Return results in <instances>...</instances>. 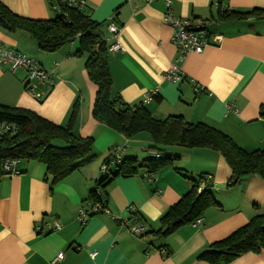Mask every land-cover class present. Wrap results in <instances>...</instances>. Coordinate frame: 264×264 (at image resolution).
Returning <instances> with one entry per match:
<instances>
[{
	"label": "crops",
	"instance_id": "1",
	"mask_svg": "<svg viewBox=\"0 0 264 264\" xmlns=\"http://www.w3.org/2000/svg\"><path fill=\"white\" fill-rule=\"evenodd\" d=\"M0 2L12 13L31 20H49L56 15L47 0ZM84 2L82 11L102 24L103 38L108 36L109 18L118 28L116 38L123 50L108 52L112 96L132 106L155 92L153 100L144 104L155 120L181 116L187 123H203L222 132L245 151H264V23L215 20L218 9H264V0H171L175 17L194 25L204 23L210 37L221 38L180 62H176L177 52L170 41L172 30L162 22L163 2ZM0 46L54 71L51 87L39 86L42 99L38 100L25 89L23 70L11 73L1 67L0 105L31 111L63 127L72 104L79 99L73 134L92 138L96 156L94 162L52 187L44 165L34 161L19 160L13 166L17 174L0 175V264H47L60 252L63 260L58 264H206L197 256L210 244L226 238L255 215H264V180L248 176L227 187L231 170L217 152L181 147L149 152L153 143L148 133L125 138L97 123L92 117L96 87L86 75L84 59L74 56L77 41L44 54L29 36L0 30ZM175 63L183 78L170 83L165 74ZM115 147L120 162L167 156L175 158L174 167L182 174L209 176L219 207L206 210L199 226L185 225L166 238L150 234L189 186L170 167L149 178L141 170L134 177L114 179L106 188L107 213L89 216L82 226L78 212L82 207L88 209L89 192L104 175L101 167ZM109 172L114 170L109 167ZM129 209L140 216L138 222L144 230L139 236L130 232L135 222L128 221ZM91 252H96L93 260ZM230 264H264V250Z\"/></svg>",
	"mask_w": 264,
	"mask_h": 264
},
{
	"label": "trees",
	"instance_id": "2",
	"mask_svg": "<svg viewBox=\"0 0 264 264\" xmlns=\"http://www.w3.org/2000/svg\"><path fill=\"white\" fill-rule=\"evenodd\" d=\"M55 17L49 20H31L12 13L0 2V30L6 34L23 33L32 38L39 52L54 53L77 41L74 56L84 59V69L89 81L96 87L92 107L93 119L104 127L131 138L138 133L150 135L153 145L149 152L159 147L205 148L217 152L231 170L227 187L236 185L248 176L264 180V151H245L230 137L203 123L190 124L181 116H169L155 120L143 104L126 105L119 97L111 95V77L108 69V45L101 35V23L94 22L82 9L60 7ZM216 21L233 23L254 20L264 23V9L224 11L218 9ZM202 29L209 36L204 23ZM80 108L76 99L72 104L65 126L50 123L35 113L0 105V122L13 124V135L0 138V175L2 164L8 160L34 161L44 165L50 186H54L70 174L95 160L94 140L73 134ZM264 117V106L261 108ZM54 141L62 142L56 146ZM111 154L102 166H107L95 188L86 199L88 205L106 207L107 186L116 178H131L144 170L148 177L168 167L181 174L188 183V191L170 206L159 219V228L150 232L161 238L174 234L185 225L193 224L210 208L219 207L214 197L212 179L209 176H188L174 167L175 158L149 157L142 161L125 159L118 164H109ZM109 167L114 172H109ZM257 209L256 206H253ZM129 220H140L138 212L129 210ZM141 223V222H139ZM142 224V223H141ZM264 250V215H255L248 223L226 238L210 244L197 260L206 264H230L246 254H259ZM167 252L164 257H167Z\"/></svg>",
	"mask_w": 264,
	"mask_h": 264
},
{
	"label": "built area",
	"instance_id": "3",
	"mask_svg": "<svg viewBox=\"0 0 264 264\" xmlns=\"http://www.w3.org/2000/svg\"><path fill=\"white\" fill-rule=\"evenodd\" d=\"M145 3H150L152 1H161L165 6V11L162 15V22L169 26L172 30V35L170 38L173 48L177 52L176 62H180L187 54L190 53H201L205 48L211 46L213 43L220 41V36L210 37L202 29L201 25L190 24L186 20H182L173 15L171 10V0H143ZM48 5L52 11L61 12L60 7L66 6L68 8L83 9L85 2L84 0H47ZM106 30L108 36L103 38L108 45V51L111 52H121L123 50L120 43L117 41L118 28L113 22L112 18H109L106 23ZM7 67L11 73L17 70H23L26 73L25 89L32 94L36 99H42V95L39 94V86H49L51 87L52 78L54 75L53 69H44L36 60L28 57L27 55L18 52L9 47L0 46V68ZM166 80L170 83H176L180 81L183 77L176 63L172 68L165 74ZM155 92H151L143 97L141 104H147L153 100ZM234 111V110H233ZM236 112V110L234 111ZM16 128L13 124H8L6 122H0V138L13 135ZM119 148L115 147L111 151V161L109 164H118ZM16 160H8L2 164V174H17L18 172L13 169L16 164ZM107 166H102V172L106 170ZM149 178L147 175H144ZM131 210V209H129ZM106 208H100L99 205L88 206V209L81 208L78 212V220L82 226L85 225L86 219L98 213H107ZM130 217V216H129ZM201 224V218H198L193 222V226H199ZM57 229V226H55ZM144 227L141 223L136 222L132 227H130V232L134 235H141ZM89 257L93 260L96 257V252H91ZM63 260V253L60 252L56 254L47 264H58Z\"/></svg>",
	"mask_w": 264,
	"mask_h": 264
},
{
	"label": "rangeland",
	"instance_id": "4",
	"mask_svg": "<svg viewBox=\"0 0 264 264\" xmlns=\"http://www.w3.org/2000/svg\"><path fill=\"white\" fill-rule=\"evenodd\" d=\"M54 143H55V142H53L52 144L54 145ZM95 160H96V159H95ZM95 160H94V161H95ZM94 161H92V162H94ZM92 162H91V163H92Z\"/></svg>",
	"mask_w": 264,
	"mask_h": 264
}]
</instances>
